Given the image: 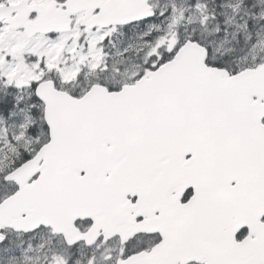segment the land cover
<instances>
[{"label":"snow or ice","instance_id":"1","mask_svg":"<svg viewBox=\"0 0 264 264\" xmlns=\"http://www.w3.org/2000/svg\"><path fill=\"white\" fill-rule=\"evenodd\" d=\"M0 264H264V0H0Z\"/></svg>","mask_w":264,"mask_h":264}]
</instances>
